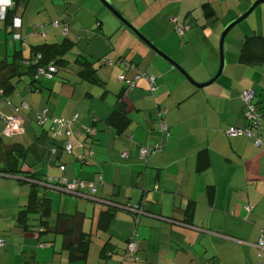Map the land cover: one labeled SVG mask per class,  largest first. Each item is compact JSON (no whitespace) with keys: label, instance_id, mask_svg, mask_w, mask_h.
I'll list each match as a JSON object with an SVG mask.
<instances>
[{"label":"crops","instance_id":"0c3cea01","mask_svg":"<svg viewBox=\"0 0 264 264\" xmlns=\"http://www.w3.org/2000/svg\"><path fill=\"white\" fill-rule=\"evenodd\" d=\"M138 1L134 0L136 6ZM141 1L144 11L152 5L157 12L150 20L157 36L160 28L175 35L174 25L184 27L180 38L187 32L190 38L193 28L201 29L199 34L209 46L204 64L187 67L177 59V50L163 49L200 83L209 81L218 69L211 37L224 25L217 20L228 18L230 12L235 14L231 18L239 16L240 8L247 9L254 0ZM28 3L17 0L15 5L11 19L19 18V29L12 28V20L0 22V62L4 61L0 68V236L4 239L0 264H118L134 232L137 251L126 264H264V250L257 247L264 225V64L246 65L230 54L221 77L197 90L151 56L153 90L140 78L134 88L122 87L115 101H106L103 95L100 99L105 101L95 104L88 92L74 100L75 88L67 89L64 96L57 93L62 88L55 83L30 85L24 70L15 68L14 52L26 57L32 45L25 48L22 43L32 41L34 34L46 37L49 24L36 25L44 17L22 14L21 7ZM203 4L212 7L213 18L204 17ZM9 34L19 44H10ZM15 34L19 40L13 39ZM148 37L157 42L155 36ZM132 64L125 69L131 73L130 80L140 74L137 64ZM24 78L29 82L19 88L17 83ZM246 90L254 92V103L263 115L259 146L252 138L225 133L231 126L248 125L241 100ZM118 103L129 118L120 132L108 122ZM13 108L18 109L23 132L7 138L4 118L13 114ZM43 111L46 119L39 124ZM54 117L75 118L69 137L71 153L62 150L63 138L51 139ZM143 150L149 153L143 156ZM95 177L100 179L95 199L43 184L46 178L92 181ZM34 181L42 185L35 189L38 197L48 199V213L41 217L39 212H27L24 223L18 215L29 201ZM41 187L52 191L58 202L55 221H51L53 197L42 194ZM111 201L139 204L140 213L106 204ZM109 209L114 210L108 220L100 223ZM73 216L79 217L88 243L82 258L72 257L64 247V236L54 230L59 218Z\"/></svg>","mask_w":264,"mask_h":264},{"label":"rangeland","instance_id":"374dc122","mask_svg":"<svg viewBox=\"0 0 264 264\" xmlns=\"http://www.w3.org/2000/svg\"><path fill=\"white\" fill-rule=\"evenodd\" d=\"M51 1H53V4H56L55 8L52 7ZM107 1L111 4L115 12L131 23L134 28L162 52H164L163 49H165V51H170V53L177 50V59L185 63L187 67L204 64L205 61L209 59V54L207 53V48L209 46L206 44L202 35L199 34V31H201L200 28H193L190 38L187 36V31L183 38H180L178 29L183 30V25H181L180 28L174 25L172 30H176L175 35L171 33V36L164 33L160 28V34L157 36L150 24V20L153 18L152 16L157 13L152 8V5H148L149 9L147 12L144 11L146 5H144L141 0L138 1L137 6L134 0ZM249 7L250 5L247 9ZM46 9L49 11L46 12ZM247 9L243 10V8H240L239 12H241V14L239 16ZM20 12L26 17L28 14H32L31 17L35 19H42L44 17L42 22L36 23V25L49 23L44 29L46 37H38L33 33L32 41H25L22 43L25 48H28L30 45L33 46L42 43H59L64 38L71 43L69 51L64 56L65 60L68 62L67 66L64 68L59 67L58 72L53 74L51 80L43 79L41 81L43 83H55L58 89L62 88L59 90L61 92L58 91L57 93H63L64 96L67 95V89L71 90L75 88L74 100L84 92H88L94 95L95 104L101 100L100 98L103 95L107 96L106 101H115L116 93L120 91L122 87L124 88L123 82L118 80L121 73H124V77L130 80L129 75L131 73H128V71L126 72L127 69L125 70V64H137L140 74L144 72L146 75L154 77L152 74H149L154 71V66L151 63L150 57L155 56L156 60L164 62L137 36L124 28L120 20L103 6L99 0H29L28 5L21 7ZM233 15L235 14L230 12L228 18H219V20H217L218 24L224 26L219 32L214 35L212 34L213 36L211 37L217 53V68L219 65L218 45L220 35L223 28L228 23L239 17L236 16L235 18H231ZM49 19H54L59 24V28H53L52 21L54 20ZM155 30L156 32L159 31V27ZM254 33L264 35V4L259 5L247 19L236 25L226 36L222 48L225 67H227V60L230 54L236 55L235 57L238 59L243 38H245L246 35H252ZM148 35L150 37L155 36L154 38L157 42L152 41ZM8 38L10 44H19V42L12 41L11 34H9ZM182 45L185 47L179 51ZM164 53L169 56L166 52ZM84 57L87 58L88 61L93 64V68L96 69V82L87 81L77 74L80 66L76 60L82 61ZM172 59L177 62L174 58ZM104 60H106L105 63H103ZM186 73L195 82L191 74L187 71ZM180 76L182 75L180 74ZM182 77L190 84L184 76ZM28 82L29 79L24 78L17 84L19 88H23L24 84ZM101 101L104 102L105 100ZM134 116L135 114H133V117ZM260 129H262V127H260ZM39 189L42 194L44 193L43 191L47 192L49 198L52 200V191L49 193L42 187ZM51 210V221H55V216L58 211V202L54 197Z\"/></svg>","mask_w":264,"mask_h":264},{"label":"trees","instance_id":"16d2710c","mask_svg":"<svg viewBox=\"0 0 264 264\" xmlns=\"http://www.w3.org/2000/svg\"><path fill=\"white\" fill-rule=\"evenodd\" d=\"M16 4H17V0H14V6L8 12L4 22H9L13 20L11 18L15 11L14 8ZM202 11L206 19H210L215 16V12L209 4H203ZM70 47H71V43L66 38H64L59 43H53V44L42 43L31 46V49H29V54L26 57L21 56V51L14 52V57H15L14 59L17 62V67L15 68L20 67L24 70V72L31 79L30 85H32L34 82H41V80H43L42 78L35 79V74L37 73V70L39 68H46L47 66H52L55 70V73H57L59 67H63V68L66 67L68 62L65 60L64 56L69 51ZM38 55L40 56L39 58ZM238 59L240 63L246 65H255V66L263 65L264 35L257 33H254L252 35H246L245 38H243L242 43L240 45ZM76 62L80 66V69L77 73L79 77H82L90 82L97 81L96 69L93 68V64L90 61H88L87 58L84 57L82 61L76 60ZM3 63L4 61L0 62V68L2 67ZM253 104L256 106L259 112L257 104H255L254 102ZM259 114L261 115V117L263 116L260 112ZM108 120L109 123H112L114 125L117 132H120L129 122V118L126 114L125 107L122 104L118 103L117 107L114 109ZM51 139L54 141L56 138H51ZM8 171L11 172V170ZM4 172H6V169L4 170ZM31 187L34 188L30 190L29 201L25 206V208L19 211V215H18L19 221L24 223L27 212H39L41 217H43L48 213V207H47L48 199L44 197H38L35 189V185L32 184ZM111 202L113 203V205H116V207H114L116 209H120V207H132L127 204L122 205L117 202H113V201ZM111 210L114 209H109L103 212V214H105L106 216L105 217L103 216L101 218L100 223H104L108 220V216L111 215L109 211ZM186 221L187 223H189L188 220H185V222ZM80 223H81L80 219L77 216L67 218V220H62L59 218L54 227V230L56 232H59L64 236V247L70 252V255L72 257H78V258H82L84 256L88 245L87 241L84 239L83 232L80 229ZM135 235L136 234L134 232L131 237L134 236V240L136 241ZM130 238H128L126 245L130 240ZM125 248L123 249L120 258ZM119 262L120 259L118 263Z\"/></svg>","mask_w":264,"mask_h":264},{"label":"built area","instance_id":"2783aa9c","mask_svg":"<svg viewBox=\"0 0 264 264\" xmlns=\"http://www.w3.org/2000/svg\"><path fill=\"white\" fill-rule=\"evenodd\" d=\"M14 5V0H12L10 6H6L3 11H0V22L4 21L7 17L8 12ZM16 18H13L12 20V28L14 30L19 29V27L15 26L14 20ZM58 26L57 22H54L52 24V27L55 28ZM40 32L43 33L42 28H40ZM182 29H178V33H182ZM14 40H19V35L15 34L13 36ZM40 56L38 55V58ZM106 60L103 61L105 63ZM133 67V65L125 64V69L129 67ZM55 73V70L52 66H47L46 68H39L37 70V73L35 74V79L42 78V79H51L52 75ZM140 78H143L150 90H153L155 88L154 78L152 76L148 75H138L133 80H127L123 74H121L118 78L119 81L123 82V85L126 88H134L136 80H139ZM241 100L246 106V113H245V119L247 121L248 126L246 128H236V127H229L226 130V135L228 137H247L254 139V145L259 146L260 145V139H259V133H260V127L262 124V117L259 114L256 106L253 104L254 100V92L252 90H246L243 91L241 94ZM17 108H13V114L6 116L4 118V129H3V135L7 138H11L13 136H17L20 133L23 132V128L20 122L19 117L17 116ZM46 111V110H45ZM45 111H43L41 114H39L37 118V122L39 124H42L46 117H45ZM161 115V113H159ZM75 122V118H64V117H54L51 120L52 124V138H63V145L62 150L66 151L67 153H71L73 150L72 144L69 141V137L71 135V124ZM162 130L166 131V126H162ZM160 148L157 147L155 150H159ZM153 150V151H155ZM147 153H149V150H143L141 154L143 156H146ZM99 178L95 177L92 181H85L81 179H75V180H64L61 178H46V180L43 182V184L50 185L51 187L61 190L67 194L85 197L89 199H95L93 193H95V186L99 182ZM120 207V206H118ZM120 209L130 211V212H138V209H134L133 207H120ZM4 246V239L0 236V248ZM257 247L260 250H264V225L261 229V236L257 242ZM137 251V243L134 240V236L130 238L128 241L126 248L120 258V262L118 264H126L129 258H131Z\"/></svg>","mask_w":264,"mask_h":264},{"label":"water","instance_id":"95a60500","mask_svg":"<svg viewBox=\"0 0 264 264\" xmlns=\"http://www.w3.org/2000/svg\"><path fill=\"white\" fill-rule=\"evenodd\" d=\"M99 1L102 3L103 6H105L112 14H114L120 20V22L124 28H126L127 30L132 32L135 36H137L146 46H148L157 55V57H159L167 65H169L171 68H173L174 70L179 72L182 76H184L190 82V84H192L193 87L197 90L204 89L205 87L212 85L221 77V75L223 74L224 68H225V61L223 58L222 48H223V43L225 41L226 36L236 25H238L239 23H241L242 21L247 19L259 5L264 4V0H254L251 3L250 7L241 16H239L235 20L231 21L230 23H228L223 28V31H222V33L220 35V39H219V45H218V53H219L218 69H217L215 75L209 81L201 84V83L194 82L189 77V75L186 73V71L177 62H175L172 58L167 56L159 48H157L155 45H153L151 42H149V40H147L136 28H134V26L131 23H129L122 16H120L117 12H115L112 9L111 4L107 0H99ZM138 75H141V74H137L136 76H138ZM31 184H33L35 186H42L41 183H39L37 181H34ZM106 204L113 206V207H116V205H113L112 203L107 202ZM138 205L133 206V208L138 209ZM134 213H140L139 209H138V212L135 211ZM107 255H110V254L108 253Z\"/></svg>","mask_w":264,"mask_h":264},{"label":"clouds","instance_id":"9594fccd","mask_svg":"<svg viewBox=\"0 0 264 264\" xmlns=\"http://www.w3.org/2000/svg\"><path fill=\"white\" fill-rule=\"evenodd\" d=\"M11 2H12V0H0V11H3L6 6H10ZM20 23L21 22H20L19 18H16L14 20L15 26L19 27Z\"/></svg>","mask_w":264,"mask_h":264}]
</instances>
